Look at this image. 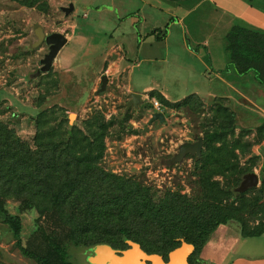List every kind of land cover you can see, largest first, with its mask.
Returning <instances> with one entry per match:
<instances>
[{
    "label": "rangeland",
    "instance_id": "1",
    "mask_svg": "<svg viewBox=\"0 0 264 264\" xmlns=\"http://www.w3.org/2000/svg\"><path fill=\"white\" fill-rule=\"evenodd\" d=\"M70 1L0 0V124L9 131V142L34 149L39 143L37 138L40 142L67 139L73 128L89 135L92 133L87 131L89 126L106 125L105 150L100 160L106 171L131 177L157 194L166 191L182 196L193 206V215L187 216L195 218L194 226L185 220L187 227H184L196 237L197 246L190 261L194 264L247 263V254L255 250L253 245L247 252V241L254 243L259 237L254 235L250 240L251 236L245 233L247 227H252L248 226L249 222H255L250 215L260 213L264 217V197L261 198L262 190L258 187L246 189L243 196H233L228 188L239 182L238 177L248 164H244L245 151L264 137V131L258 132L260 125L255 130L247 129L243 123H236L243 110H237L235 115L220 101L207 103L201 99L202 104L196 106L195 98L187 105L180 104V100L163 103L158 99V110L167 118L163 122L156 119L149 123L148 102L135 108L130 105L125 111L128 95L104 93L106 86L99 92L100 78L95 80L99 74H96L97 58L108 46L107 32L114 26L117 14L101 11L99 7L89 11L91 6L78 7V4L74 13H65L62 8L68 7ZM75 20L79 22L77 34L89 32L87 48L82 45V39H77L70 47L64 46L52 60H44L52 43L46 38L54 34L68 35L69 24ZM38 28L46 37L37 44ZM70 51L74 54L73 62L68 59ZM253 75L247 73L246 85L248 81H255ZM92 85L95 89L89 91ZM123 112L127 118L122 117ZM206 132L219 135L210 147L204 143ZM198 137L202 139L201 151L208 158L207 165L200 162L201 155L194 154L167 163L179 145L192 143ZM5 207L12 216L19 215L21 221L15 233L0 211V264H41L27 254L34 251L48 256L52 264H93L97 244L68 245L66 262L60 261L53 250L55 245L49 243L53 238L60 243L56 232L61 230H57L54 214L47 221L41 209L31 206L24 209L23 201L11 196L5 199ZM250 209H253L251 214ZM183 225L180 223L178 227ZM48 226L56 228L55 231Z\"/></svg>",
    "mask_w": 264,
    "mask_h": 264
},
{
    "label": "trees",
    "instance_id": "2",
    "mask_svg": "<svg viewBox=\"0 0 264 264\" xmlns=\"http://www.w3.org/2000/svg\"><path fill=\"white\" fill-rule=\"evenodd\" d=\"M227 38L229 59L237 73L253 72L256 80L264 86V34L234 27ZM193 98L197 99L196 106L202 104L196 94L184 97L180 104L187 105ZM157 99L165 101L160 95ZM224 111H227L225 107ZM124 115L125 112L122 117L127 118ZM263 126L258 127V132L264 131ZM99 127L89 126L87 131L92 132L89 135H82V130L73 128L67 139L40 142L37 138L39 143L33 149L9 142V131L0 124V211L15 233L21 220L19 215L12 216L5 207L8 196L23 201L24 209L30 206L41 209L47 221H51L54 215L57 217V230L61 231L56 235L60 243L55 238L49 243L55 245V249L51 248L62 262H66L68 245L105 243L113 248H126L125 240L131 239L148 253H164V258L169 250L180 244L178 238L197 246L196 237L184 229L187 227L185 220H189L192 226L196 221L194 217L187 216L193 215V206L187 200L166 191L157 194L133 178L116 175L101 166L107 126ZM218 136L217 132H206L205 145L210 147ZM207 159L201 151L199 160L203 166L207 165ZM245 166L238 177L239 182L228 188L233 196H243L247 191L233 193L242 175L250 171ZM263 188L261 185L262 199ZM250 210L249 214L253 209ZM250 218H255V215H250ZM180 223H184L183 227H178ZM52 226L48 227L54 232L56 228ZM249 228L245 235L259 232L255 228L249 231ZM37 253L27 254L37 258L41 264H52L48 256Z\"/></svg>",
    "mask_w": 264,
    "mask_h": 264
},
{
    "label": "crops",
    "instance_id": "3",
    "mask_svg": "<svg viewBox=\"0 0 264 264\" xmlns=\"http://www.w3.org/2000/svg\"><path fill=\"white\" fill-rule=\"evenodd\" d=\"M69 3L73 4V13L78 4V7L91 6L89 11L99 7L101 11L117 14L114 26L107 32L108 46L97 58L99 77L95 80L105 74L104 93H118L120 97L126 93L125 110L131 93L139 94L141 102L137 105L150 103L151 116L160 112L151 103L158 100L157 95L167 101H179L196 94L207 103L220 101L235 115L237 110H243L236 123H243L247 129L255 130L264 123V86L256 79L246 85L248 72L237 73L227 56V35L232 28L264 34V0H71ZM69 26L68 35L54 34L65 39L59 52L77 39H82L87 48L89 32L77 34L76 20ZM69 54L68 59L73 62L74 54L72 51ZM94 89L92 85L89 91ZM250 163L253 164L249 172L257 175L255 187L261 188L264 138L245 151L244 164ZM253 219L249 231L255 228L259 232L247 236L252 240L256 235L259 240L254 241L256 245L247 241V252L253 245L255 250L247 254V263L243 264H264V218L258 215Z\"/></svg>",
    "mask_w": 264,
    "mask_h": 264
},
{
    "label": "water",
    "instance_id": "4",
    "mask_svg": "<svg viewBox=\"0 0 264 264\" xmlns=\"http://www.w3.org/2000/svg\"><path fill=\"white\" fill-rule=\"evenodd\" d=\"M65 13L72 11L73 4L69 3L68 7L62 8ZM36 42L39 43L44 37L43 31L38 28L36 31ZM46 40L52 42L49 46V50L45 55L44 60H52L63 46L65 39L62 36H50ZM100 88L99 92L105 89L107 76L104 74L100 77ZM139 94L131 93L130 99L126 103L128 108L130 105L136 106L141 102L139 99ZM73 113H71L72 115ZM70 115V119H72ZM158 119L159 121H164V114L162 112H157L152 114L150 121ZM202 150V139L198 137L194 142H185L179 145L177 153L167 160V163H173L176 161H181L182 158L187 154H194L197 157L201 155ZM257 185V175L255 172H247L242 175L241 181L237 187L233 188L234 193L244 192L246 189L255 187ZM180 244L173 249L169 250L167 257L164 258L163 255L158 253H148L141 245L131 239H126L125 243L127 245L124 249H114L108 244H97L94 246L95 257L91 261L93 264H191L189 262V257L193 253L195 246L192 243L185 241L183 238L179 239Z\"/></svg>",
    "mask_w": 264,
    "mask_h": 264
},
{
    "label": "built area",
    "instance_id": "5",
    "mask_svg": "<svg viewBox=\"0 0 264 264\" xmlns=\"http://www.w3.org/2000/svg\"><path fill=\"white\" fill-rule=\"evenodd\" d=\"M152 104H153V107H155V108H159V103H158V101L157 100H152Z\"/></svg>",
    "mask_w": 264,
    "mask_h": 264
},
{
    "label": "clouds",
    "instance_id": "6",
    "mask_svg": "<svg viewBox=\"0 0 264 264\" xmlns=\"http://www.w3.org/2000/svg\"><path fill=\"white\" fill-rule=\"evenodd\" d=\"M159 109V108H158Z\"/></svg>",
    "mask_w": 264,
    "mask_h": 264
}]
</instances>
